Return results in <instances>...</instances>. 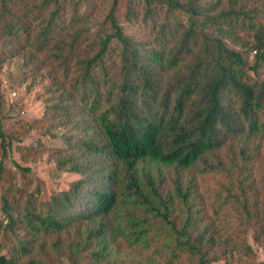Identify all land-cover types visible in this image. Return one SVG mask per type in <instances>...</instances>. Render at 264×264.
I'll return each mask as SVG.
<instances>
[{"label": "trees", "instance_id": "1", "mask_svg": "<svg viewBox=\"0 0 264 264\" xmlns=\"http://www.w3.org/2000/svg\"><path fill=\"white\" fill-rule=\"evenodd\" d=\"M68 1L0 0V64L41 53L60 91L54 108L81 129L57 160L80 175L67 189L47 201L20 189L16 205L5 182L0 225L25 237L0 244V264H210L199 179H228L213 216L231 205L252 218L233 176L264 147V0H128L127 20L145 7L149 40L124 31L117 0L96 30Z\"/></svg>", "mask_w": 264, "mask_h": 264}, {"label": "rangeland", "instance_id": "2", "mask_svg": "<svg viewBox=\"0 0 264 264\" xmlns=\"http://www.w3.org/2000/svg\"><path fill=\"white\" fill-rule=\"evenodd\" d=\"M75 3L79 14L84 16L94 30L102 25L110 26L105 20L113 0H69L68 5L65 3L66 10L72 11ZM127 9L128 0H117L114 13L118 23L136 39L149 40L151 27L142 23L145 10L143 4H135L136 19L133 21L126 19ZM156 12V20H162L163 9L160 7ZM183 22L186 26V21ZM205 32L212 36L214 34L209 25L205 26ZM238 34L250 42V36L241 31ZM227 40L231 46L237 47ZM23 52L0 64V129L4 134V138L0 135V167L6 169L3 182L0 183L2 225L7 221L2 210L5 182L11 187L8 193L11 201H17V205L25 198L19 192L20 189L35 190L41 200L47 201L51 194L67 189L69 183L80 178L79 174L59 166L57 160L68 146L66 138L79 134L81 129L67 122V118L54 108L53 104L60 91L51 86V66L43 55L39 53L34 62L29 61ZM253 54V51H249V60ZM47 111H50L49 116L45 115ZM71 137L70 142H73ZM17 165L29 170L22 171ZM233 177L236 183L243 179L247 187L252 210L250 220L244 217L240 207L231 205L221 211L220 217L213 216L210 207L217 204H211L210 200L228 179L213 173H207L199 179L198 192L205 196V204L202 206L205 223L213 230L215 237L209 248L210 264H264V147H261L251 169L245 170L242 175L234 174ZM225 194L224 191L223 197ZM2 225L1 245H14L25 237L21 229L9 231ZM60 264H71V261L63 255Z\"/></svg>", "mask_w": 264, "mask_h": 264}]
</instances>
